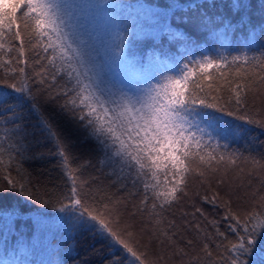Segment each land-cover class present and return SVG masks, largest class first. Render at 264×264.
<instances>
[{
    "label": "snow or ice",
    "instance_id": "1",
    "mask_svg": "<svg viewBox=\"0 0 264 264\" xmlns=\"http://www.w3.org/2000/svg\"><path fill=\"white\" fill-rule=\"evenodd\" d=\"M105 7L102 38L70 0H0V61L15 51L18 66L12 82L0 78L4 254L9 236L23 238L17 224L53 227L47 213L26 211L39 205L62 213L55 226L73 239L57 257L72 256L75 236L89 233L108 242L107 264H252L264 242V152L252 155L245 137L255 128L264 135V107L256 108L264 105V0ZM45 141L47 153L33 151ZM241 141L243 151L232 147ZM77 144L88 147L77 152ZM46 155L61 173L54 184L25 167ZM112 188L138 198L139 229ZM197 198L223 215L209 218ZM233 198L248 205L243 215ZM35 249L13 244L0 264H64L27 260Z\"/></svg>",
    "mask_w": 264,
    "mask_h": 264
},
{
    "label": "trees",
    "instance_id": "2",
    "mask_svg": "<svg viewBox=\"0 0 264 264\" xmlns=\"http://www.w3.org/2000/svg\"><path fill=\"white\" fill-rule=\"evenodd\" d=\"M70 2L73 3L74 0H70ZM108 2L133 3L136 2V0H92L91 7L93 10L94 20L97 24L98 33L102 38H105L106 12H107V8L105 7V4ZM140 2L156 3L158 2V0H140ZM159 2H162V0H159ZM257 18L258 17H254V19ZM21 28L23 29L22 23H21ZM25 40L27 45L26 37ZM198 41L201 44V46L205 49L211 46V41L206 39L204 36H199ZM7 47H11V44L7 45ZM15 55H16L15 51L9 52L7 55H4L3 60L0 61V78L9 79V82H12L10 78L13 77L14 75L17 76L18 78V72H17L18 66L13 60V57ZM9 60H12L13 62L11 64H8L7 62ZM26 71H30V69H26ZM261 107H264V105H261L260 102L257 101L256 108H261ZM251 114L255 115V112H252ZM255 118L259 119L260 116L255 115ZM28 122L32 125L36 124L35 115L30 114ZM236 122L238 124L244 123L243 121H236ZM245 126L251 127L249 125H245ZM65 131L71 133V128L65 127ZM34 139L40 140L42 139V137L38 133ZM245 141H250V143L247 146L251 147L252 155H256L257 153L264 152V135L261 134L258 128L253 129V131L251 132V137L246 136ZM245 141H241L239 145H233L232 147H239L243 151L244 147L246 146ZM87 147L88 145L77 144L75 151L83 152ZM51 148H52L51 143L45 141L39 147L34 148L33 151L47 153L48 150ZM244 154L245 156L249 155L248 152H245ZM56 163L57 160L55 157L46 155L44 159H35L27 162L25 164V167L28 168L33 173L34 176H40L41 179L46 181H51L54 184L60 181V176H61L60 170L56 167ZM241 167H244V165L241 164ZM245 171H247V168H245ZM229 174L232 176L235 175V173H233L231 169L229 170ZM13 175H15V173H13ZM161 179H163V177H161ZM105 183H108V181L105 180ZM252 184L254 187H259L258 181L256 179L252 180ZM50 186L52 185L50 184ZM194 187H197V185H194ZM215 190L219 191L221 196L224 195L223 189H215ZM110 191L114 193V195L117 198L123 199L127 197V193L124 192L123 190L117 192L115 188H112ZM199 191L201 195L204 194H207L209 196L212 195V191L206 188H199ZM127 199H128V208H127V214L125 215V219L129 223L134 224L137 227V229H139L142 226L141 217L137 216L133 218L131 216V212L133 211L132 206L133 204L138 202V198L133 196V197H127ZM197 204L205 211V213L208 215L209 218L219 219L223 215V211L221 209H213V207H211L210 205L201 203L198 198H197ZM233 208L234 210L237 211L238 214L243 215V213L248 210V205L246 203L238 202L233 198ZM184 210L189 212L193 211V209H191L187 205H184ZM26 211L34 215L37 214L38 212L47 213L49 222L53 225V227H51L50 229L37 231L31 227L30 222H29V226L26 229L20 228L19 224H17V228L19 229V231L24 233L23 238L21 240H17L15 236H9L8 238L9 254L8 255L4 254L3 245L0 244V258L9 259V260L13 258L11 254V249L13 244L17 245V247H22L25 249L28 248L30 245L35 244L36 245L35 252L29 253L26 257V259L29 261H33V260L39 261L41 259L50 260V259L59 258L64 261V264H107V262L112 259L113 252L109 248L108 242L105 240H101L99 237H94L89 233H81L75 236V252L73 253L72 256L62 255L57 257L56 253L59 252L61 248L67 249L69 246L73 244L72 237L68 236L67 233H65L62 229L55 226L57 223V217H61L63 216V214L59 213L55 208H42L39 205L28 206L26 208ZM175 211L176 214L179 215L180 209H176ZM0 223H2V221H0ZM220 223L222 225L221 230L223 231L224 221L221 220ZM205 225L206 222H202V227ZM209 230L211 231V229ZM230 238L234 239V237H230ZM165 251L170 252L171 249H165ZM262 252H264V242L261 243L256 254L250 258L252 264H260L261 261L260 253ZM116 255H120V253H116ZM18 258L24 259L25 257L21 256Z\"/></svg>",
    "mask_w": 264,
    "mask_h": 264
},
{
    "label": "rangeland",
    "instance_id": "3",
    "mask_svg": "<svg viewBox=\"0 0 264 264\" xmlns=\"http://www.w3.org/2000/svg\"><path fill=\"white\" fill-rule=\"evenodd\" d=\"M73 4L77 6V9L82 12L84 18L89 22V30L96 31L98 35L97 24L94 20L93 10H92V0H74Z\"/></svg>",
    "mask_w": 264,
    "mask_h": 264
}]
</instances>
